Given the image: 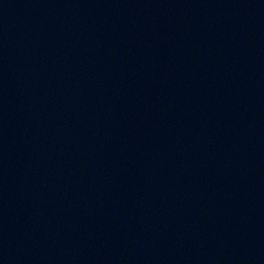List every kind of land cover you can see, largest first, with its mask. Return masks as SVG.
Wrapping results in <instances>:
<instances>
[{
	"label": "water",
	"instance_id": "obj_1",
	"mask_svg": "<svg viewBox=\"0 0 264 264\" xmlns=\"http://www.w3.org/2000/svg\"><path fill=\"white\" fill-rule=\"evenodd\" d=\"M0 264H264V0H0Z\"/></svg>",
	"mask_w": 264,
	"mask_h": 264
}]
</instances>
